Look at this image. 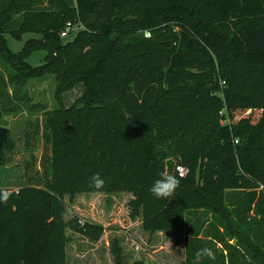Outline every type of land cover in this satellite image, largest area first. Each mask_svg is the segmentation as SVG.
<instances>
[{"label":"trees","instance_id":"obj_1","mask_svg":"<svg viewBox=\"0 0 264 264\" xmlns=\"http://www.w3.org/2000/svg\"><path fill=\"white\" fill-rule=\"evenodd\" d=\"M159 17L174 20L177 45L143 36ZM76 18L82 27L61 36ZM7 34L30 37L15 52ZM39 49L44 62L31 66ZM48 75L57 81L53 108L27 96V81ZM77 84L81 96L65 107L62 94ZM22 109L42 110L50 153L34 182L0 187L10 193L0 202V264H64L65 195L125 189L140 199L131 217L144 203V230L184 227L183 264H264V232L252 236L247 220L253 211L264 224V0H0V122ZM223 110L239 115L232 127L220 124ZM163 127L188 172L173 173L179 186L158 198L151 186L165 169L151 157V136ZM4 161L0 153V169ZM254 179L263 189L250 187ZM205 224L213 234L203 240ZM69 225L92 239L102 232L77 217ZM204 247L214 260L197 258Z\"/></svg>","mask_w":264,"mask_h":264},{"label":"rangeland","instance_id":"obj_2","mask_svg":"<svg viewBox=\"0 0 264 264\" xmlns=\"http://www.w3.org/2000/svg\"><path fill=\"white\" fill-rule=\"evenodd\" d=\"M76 20L78 19L68 20L72 23V29L69 32L71 36L82 27V23ZM173 23L174 20L170 18L159 17V21L153 24L152 28L142 32L143 36L155 38L158 41V46L164 49L175 46L178 43L174 38L175 35L171 34L176 32L177 27ZM28 37H30L29 34H23L20 40H14L7 34L8 45L16 52ZM45 54L46 50L43 49L35 51L28 59L29 64L31 66L41 65L44 62ZM244 70L246 73L256 76L259 68L247 66L244 67ZM56 84L57 81L53 75L28 80L26 87L30 102L41 101L49 108L58 106ZM220 84L226 85L227 81L222 79ZM82 92V84H77L72 90L64 92L61 98L63 105L69 107L81 96ZM42 114V110H35L28 114L27 109H22L15 115L6 116L1 120L0 126L7 129V139L0 149L5 160L0 169V187L7 188L9 191H17L22 184L34 182L30 180V177L41 175L46 158L44 156L50 153L49 144L45 143L42 137L43 128L40 127L43 123ZM198 114L200 119L202 114ZM218 114L221 117L220 124H226L228 127L235 125L239 118V115H229L224 110L219 111ZM36 119H38L39 128L34 124ZM191 124L194 125V123ZM191 128V125L187 126V130H191ZM163 133L155 130L151 136V157L153 160L158 159L165 169L168 159L174 160L175 164L178 161L173 145H169L171 140L168 139L169 130L167 127H163ZM236 138L233 139V143L242 145L245 139ZM197 170L199 169L197 168ZM250 187L259 191L263 189V183L261 179H254ZM231 192L225 191V194L228 195ZM231 196L233 195L231 194ZM137 201H140L139 197L129 189L110 192L67 193L64 197L63 221L60 224L63 235L64 264H116L114 251L119 254L120 264H183L184 234H186L184 227L160 229L153 233L144 230L142 226L143 202L139 203L136 215L131 217V212L135 207L134 203ZM250 214L254 216L253 221L249 217L247 219L248 222H253L251 223V235L264 232L262 216L258 213L254 214L253 211ZM210 215L211 212L208 213L211 221ZM73 217H77L80 225L86 220L101 225L102 232L99 237L92 239L74 231L69 225V221ZM183 223L184 219L181 221V224ZM215 225L218 226L219 223L216 221ZM201 229L204 231L199 233V237H202L203 240L212 236L213 233L208 231L207 224ZM235 236L234 233L229 236L230 244L235 243ZM217 247L219 251L225 252L221 245L218 244Z\"/></svg>","mask_w":264,"mask_h":264},{"label":"clouds","instance_id":"obj_3","mask_svg":"<svg viewBox=\"0 0 264 264\" xmlns=\"http://www.w3.org/2000/svg\"><path fill=\"white\" fill-rule=\"evenodd\" d=\"M184 174V172H181V177ZM93 179L96 188H100L104 183L99 176H95ZM179 183L180 180L175 175H173L172 171H169L167 167L166 170H162L159 173V178L153 182L151 186V192L158 198L170 197L174 194L175 190L179 186ZM9 195L10 193L8 191H0V202L7 201ZM196 255L197 258L206 256L209 259H215V252L209 247L199 249Z\"/></svg>","mask_w":264,"mask_h":264},{"label":"built area","instance_id":"obj_4","mask_svg":"<svg viewBox=\"0 0 264 264\" xmlns=\"http://www.w3.org/2000/svg\"><path fill=\"white\" fill-rule=\"evenodd\" d=\"M71 29H72L71 22H67L65 25V28L61 31V36H66L70 32ZM181 172H184L185 174L183 176H185L188 172V168H186L185 166L181 164L176 163L174 165V173H176L178 176L181 177Z\"/></svg>","mask_w":264,"mask_h":264},{"label":"water","instance_id":"obj_5","mask_svg":"<svg viewBox=\"0 0 264 264\" xmlns=\"http://www.w3.org/2000/svg\"><path fill=\"white\" fill-rule=\"evenodd\" d=\"M6 139H7V129H6V127L0 126V149H1L2 145L6 142ZM166 162L167 163H166L165 170L168 167L169 171H172V174H173L175 161L172 159H168Z\"/></svg>","mask_w":264,"mask_h":264},{"label":"crops","instance_id":"obj_6","mask_svg":"<svg viewBox=\"0 0 264 264\" xmlns=\"http://www.w3.org/2000/svg\"><path fill=\"white\" fill-rule=\"evenodd\" d=\"M185 235V234H184Z\"/></svg>","mask_w":264,"mask_h":264}]
</instances>
